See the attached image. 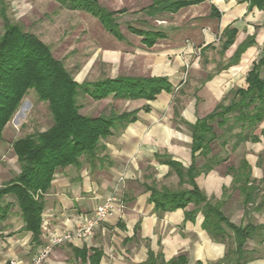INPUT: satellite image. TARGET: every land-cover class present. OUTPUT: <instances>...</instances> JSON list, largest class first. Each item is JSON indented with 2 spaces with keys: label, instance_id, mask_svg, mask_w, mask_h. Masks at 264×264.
I'll return each mask as SVG.
<instances>
[{
  "label": "crops",
  "instance_id": "crops-1",
  "mask_svg": "<svg viewBox=\"0 0 264 264\" xmlns=\"http://www.w3.org/2000/svg\"><path fill=\"white\" fill-rule=\"evenodd\" d=\"M126 1L129 0H120V5L114 7L100 3L109 10L124 9L116 14L122 39L114 37L91 15V20L99 23L102 35H105L104 44L96 46V49L102 51L101 61L109 67L110 73L106 77L163 76L172 84V90L161 91L152 100L115 98L112 94L95 100H106L107 114L136 110L135 118L125 124L117 123L111 134L100 140L97 158L92 165L83 162L79 168L68 165L56 171L50 188L44 194L42 223L57 232L73 229L77 218L90 216L113 187L119 189L123 208L98 226L91 238L55 246L42 264H90L89 255L94 248L101 251L98 264H140L147 258L148 248L161 251L165 259L185 254L186 264L215 263L228 247L234 246L231 238L224 243L212 239L201 228L203 217L200 212L193 220H187L185 211L193 209L192 203L173 211L156 210L147 200L149 192L145 185L171 189L190 187L187 183L180 186L175 171L167 163L159 161L157 156L170 157L184 167L192 163L188 124L211 112L217 103L231 95L232 89L246 86L247 72L264 54V11L248 6L246 0H205L174 13L148 16L141 9L152 0H132L138 5L130 8L124 3ZM212 5L219 15L212 13ZM122 16H129V19L121 22ZM226 27L235 28L236 35L232 44L222 50L220 36ZM131 29L160 31L162 36L151 46H146L144 36L133 33ZM248 38H252L253 43L240 53L236 63L231 64L230 59L236 49ZM95 56L97 54L83 65L77 76L71 74L77 82L98 80L86 79ZM99 114L104 112L96 115ZM239 149L247 151L242 157L249 162L252 177H264L260 164L264 138L260 136L257 142L245 141L235 150L230 149L223 156L227 157L224 162L195 178L208 198L218 199L226 189L222 210L234 223L229 210L233 205V193L239 191L231 188L232 176L225 170L232 164L228 163L231 155ZM212 153L220 154L216 149ZM203 161L201 155L195 157L197 166ZM9 206L8 202L0 205L1 219L5 218ZM240 206L242 209V203ZM248 216L259 218L253 220L255 224L264 222V210L252 211ZM243 218L242 209L236 224L245 223ZM20 221L17 226L9 219L0 221V264H9L10 259L28 263L47 240L42 229L34 238L30 231L24 229L22 217ZM256 242L261 243L259 240ZM245 248L252 251L253 247ZM82 249L86 251L83 259L78 252ZM257 257L260 258L246 264H264V254Z\"/></svg>",
  "mask_w": 264,
  "mask_h": 264
},
{
  "label": "trees",
  "instance_id": "trees-1",
  "mask_svg": "<svg viewBox=\"0 0 264 264\" xmlns=\"http://www.w3.org/2000/svg\"><path fill=\"white\" fill-rule=\"evenodd\" d=\"M55 1L66 9L89 13L114 37L123 38L116 14L124 9L109 10L98 0ZM203 1L205 0H152L141 10L148 16L162 12L174 13L182 7ZM246 1L248 6L264 11V0ZM211 11L219 15L214 5ZM0 17L3 26L0 33V137L30 89L34 90L40 101L47 102L52 119L51 125L46 129L12 141L11 147L19 164V171L0 185V199L6 194L14 196L24 229L37 238L42 224L44 194L50 188L56 171L68 165L79 168L83 162L92 165L97 158L100 140L111 134L117 123L125 124L135 118L136 110L121 113L112 111L96 116L83 114L78 97L85 95L93 100H100L112 94L115 98L152 100L161 91L170 92L172 84L163 76H116L77 82L46 43L8 17L2 0ZM131 31L143 35L146 46H151L162 36L160 31ZM235 35V28L226 27L222 31V50L232 44ZM252 43V38L244 40L230 63H236L240 53ZM263 70L264 54L247 72L246 86L230 91L231 98L227 104L223 101L217 103L211 112L188 124L192 155V163L188 167L170 157L157 156L159 161L167 163L175 171L179 177V185L187 183L189 188L171 189L166 186L157 188L154 184L145 185V190L149 192L147 200L153 203L156 210L173 211L192 203L193 209L185 211L187 220H193L200 212L203 217L201 228L212 239L224 243L227 238H231L234 246L228 247L223 257L211 264H246L254 259L251 251L245 248L248 239L258 236L260 242L264 240V222L255 224L248 220L246 223L236 224L225 215L222 210L227 196L225 188L220 197L214 200L208 198L195 181L196 176L206 174L226 160L227 157L212 153L213 145L218 141L222 149L230 142L229 147L233 151L245 141L257 142L260 136L264 138V126L259 127L264 121ZM215 126L222 129L221 133H217ZM197 155L204 159L199 166L195 164ZM225 172L232 176L231 188L237 189L242 195L244 218L249 212L264 210V195L257 200L258 194L264 192V177H252L251 166L245 157H241L237 165H227ZM92 250L89 255L90 264H98L101 251L95 248ZM78 252L82 259L85 258V249ZM186 263L185 254L165 259L161 251L155 252L148 248L147 258L140 264Z\"/></svg>",
  "mask_w": 264,
  "mask_h": 264
},
{
  "label": "rangeland",
  "instance_id": "rangeland-1",
  "mask_svg": "<svg viewBox=\"0 0 264 264\" xmlns=\"http://www.w3.org/2000/svg\"><path fill=\"white\" fill-rule=\"evenodd\" d=\"M6 5L8 17L19 23L26 31L34 32L39 38L46 43L53 55L62 60L65 68L73 75L77 76L83 65L94 55L97 54L96 60L86 76L87 80H95L106 77L109 73V67L102 63L99 49L96 46L104 44L105 35L96 20H91V15L77 10H69L61 7L55 0H2ZM102 5L114 7L120 5V0H98ZM113 4H112V2ZM127 6L134 7L138 5L132 0L124 2ZM117 19V16H116ZM129 19V16L120 17V21ZM3 31L2 19L0 17V33ZM264 74V70L262 71ZM231 95L225 98L224 104H227ZM78 103L81 105V113L96 115L99 112L108 113L106 100L95 101L88 96L80 95ZM52 123L51 115L47 106V102L40 101L34 90L29 92L22 98L18 109L6 124L0 137V184L10 179L16 172L19 171V164L13 154L11 142L18 137L26 134L40 131L49 127ZM264 126V121L259 124V127ZM217 133H221L222 129L215 126ZM237 128H235V131ZM219 142V141H218ZM213 145V150H218L220 155L224 156L230 152V142L224 149H220L219 144ZM228 148L229 150H226ZM245 150H240L231 155V160L228 163L237 165L239 159L245 156ZM264 161V152L262 153ZM248 158H252L251 155ZM255 158V157H254ZM253 158V159H254ZM262 169L264 172V162ZM253 163V161H252ZM259 164V161L257 162ZM119 187V186H118ZM119 189H117L118 192ZM264 192L258 194L257 200L263 196ZM233 205L229 210V217L236 223L239 221V215L242 212L240 204L242 203V195L237 191L233 193ZM10 203L9 210L4 219H9L12 224L17 226L20 221L19 208L14 201L12 195H6L0 200V205ZM235 203V204H234ZM228 212V210H227ZM250 213V212H249ZM1 214V213H0ZM259 218H250L248 215L243 218L246 223L248 220H258ZM1 223V222H0ZM257 236L255 240H259ZM254 239L248 241L245 246L253 247L251 256L252 260H258L257 255L264 254V242L257 243ZM232 243H229V246ZM254 249V250H253Z\"/></svg>",
  "mask_w": 264,
  "mask_h": 264
},
{
  "label": "built area",
  "instance_id": "built-area-1",
  "mask_svg": "<svg viewBox=\"0 0 264 264\" xmlns=\"http://www.w3.org/2000/svg\"><path fill=\"white\" fill-rule=\"evenodd\" d=\"M164 21H159V23ZM117 187L105 196L94 208L90 216L80 215L76 225L71 230L54 231L49 225L42 223L41 229L47 235L46 242L36 251L28 263L42 264L55 246L77 240H87L94 235L98 226L112 218L117 211L123 208L122 200L117 192ZM9 264H21L17 259H10Z\"/></svg>",
  "mask_w": 264,
  "mask_h": 264
}]
</instances>
